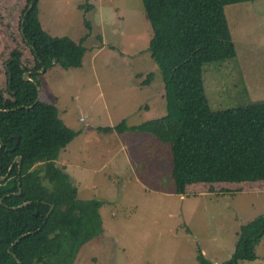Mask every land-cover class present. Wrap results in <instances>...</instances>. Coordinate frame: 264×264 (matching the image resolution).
<instances>
[{"label":"rangeland","instance_id":"1","mask_svg":"<svg viewBox=\"0 0 264 264\" xmlns=\"http://www.w3.org/2000/svg\"><path fill=\"white\" fill-rule=\"evenodd\" d=\"M237 1L224 0L236 58L201 68L200 94L211 112L264 102V0ZM89 3L92 10L85 14L79 7ZM27 6L28 0H0L3 102L12 101L10 56L36 67L20 29ZM38 8L43 29L53 37L78 42L90 32L81 68L38 73L40 101L56 106L67 127L80 133L58 165L78 200L104 204L102 234L82 246L72 264H198L199 246L215 264L228 260L240 227L264 214V181L197 183L179 194L177 136L166 130L162 136L103 131L124 121L138 129L170 115L161 69L148 50L154 32L143 0H40ZM149 73L156 78L142 87ZM254 249L257 260L241 264H264V238Z\"/></svg>","mask_w":264,"mask_h":264},{"label":"trees","instance_id":"2","mask_svg":"<svg viewBox=\"0 0 264 264\" xmlns=\"http://www.w3.org/2000/svg\"><path fill=\"white\" fill-rule=\"evenodd\" d=\"M39 2L28 0L20 28L36 67H24L13 53L6 63L12 101L0 98V264H72L78 250L103 232L100 209L104 204L78 200L77 188L58 165L62 152L80 133L67 127L56 106L38 100L39 71L81 68L90 32L78 42L51 36L41 24ZM143 3L154 32L148 50L161 69L170 115L138 129L124 121L103 131L162 136L161 130H166L177 136L174 161L179 194L197 183L264 181V102L248 101L230 111L211 112L200 94L201 68L237 56L224 0ZM79 8L86 14L92 4ZM85 21L91 31L90 21ZM25 73H30L29 82L24 81ZM155 78L149 73L141 86H151ZM19 156L20 170L15 163ZM262 238L264 214L240 227L232 256L221 264L256 261L254 248ZM196 260L215 264L200 246Z\"/></svg>","mask_w":264,"mask_h":264},{"label":"water","instance_id":"3","mask_svg":"<svg viewBox=\"0 0 264 264\" xmlns=\"http://www.w3.org/2000/svg\"><path fill=\"white\" fill-rule=\"evenodd\" d=\"M31 8H33V4L30 5V8H29V9H31ZM6 67H7V65H6ZM42 71H45V69L43 68ZM29 76H30V73H25V75H24V81L29 82V81H30ZM38 100H40V98H39ZM16 139H17V141H19V138H16ZM15 163H18V164H19V170H20L21 165H22V157H20V156L17 157V158L15 159ZM5 178H6V177H2V176H1V180H4ZM18 194H20V192H19ZM52 208H53V207H52Z\"/></svg>","mask_w":264,"mask_h":264},{"label":"crops","instance_id":"4","mask_svg":"<svg viewBox=\"0 0 264 264\" xmlns=\"http://www.w3.org/2000/svg\"><path fill=\"white\" fill-rule=\"evenodd\" d=\"M48 104V103H47Z\"/></svg>","mask_w":264,"mask_h":264}]
</instances>
